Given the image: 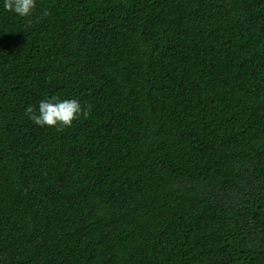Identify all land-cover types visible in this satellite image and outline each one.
I'll return each mask as SVG.
<instances>
[{
	"label": "trees",
	"instance_id": "obj_1",
	"mask_svg": "<svg viewBox=\"0 0 264 264\" xmlns=\"http://www.w3.org/2000/svg\"><path fill=\"white\" fill-rule=\"evenodd\" d=\"M3 4L0 264H264V0Z\"/></svg>",
	"mask_w": 264,
	"mask_h": 264
},
{
	"label": "clouds",
	"instance_id": "obj_2",
	"mask_svg": "<svg viewBox=\"0 0 264 264\" xmlns=\"http://www.w3.org/2000/svg\"><path fill=\"white\" fill-rule=\"evenodd\" d=\"M3 6L6 11L13 12L19 17H30L36 4L35 0H4ZM47 15L49 13L45 10L43 16ZM89 111L90 109L82 108L76 99L60 100L58 97L52 96L47 100H41L38 109L27 106L25 115L37 126L55 127L58 130H63L71 127L72 122L81 115L87 118Z\"/></svg>",
	"mask_w": 264,
	"mask_h": 264
}]
</instances>
